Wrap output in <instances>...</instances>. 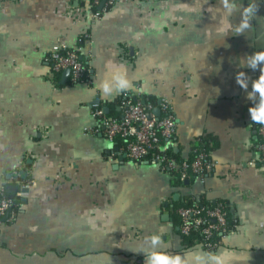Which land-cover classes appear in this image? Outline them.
Masks as SVG:
<instances>
[{
  "label": "crops",
  "instance_id": "1",
  "mask_svg": "<svg viewBox=\"0 0 264 264\" xmlns=\"http://www.w3.org/2000/svg\"><path fill=\"white\" fill-rule=\"evenodd\" d=\"M253 2L250 27L225 34L221 0H118L98 18L88 0H0V185L20 198L0 219V264H146L153 234L189 264L195 252L264 264V163L248 110L258 96H247L259 68L246 58L264 49V0ZM240 19L235 10L229 17ZM60 42L80 46L88 82L71 83L65 70L53 76L45 56ZM119 65L131 96L171 99L178 156L206 144L217 163L202 179L175 186L106 138L90 104L120 113L124 90L97 87ZM242 70L247 89L237 83ZM188 196L224 200L236 220L214 250L180 233L177 208Z\"/></svg>",
  "mask_w": 264,
  "mask_h": 264
},
{
  "label": "built area",
  "instance_id": "2",
  "mask_svg": "<svg viewBox=\"0 0 264 264\" xmlns=\"http://www.w3.org/2000/svg\"><path fill=\"white\" fill-rule=\"evenodd\" d=\"M117 1L88 0V3L93 17L98 18ZM79 47L60 42L49 49L45 61L49 64L53 76L68 70L71 83L89 81L88 63L84 60ZM118 105L119 115L109 116L96 100L90 104L91 114L106 138L113 143L120 142L118 146L125 150L130 160L156 164L167 173L179 170L181 180L186 179L188 175L202 179L205 173L217 163L209 160L206 150L198 145H193L189 158L178 160L173 156L177 119L172 101L167 95L160 96L158 103L155 104L148 100L142 102L124 90L120 93ZM156 107L159 109L158 114L154 112ZM256 130L259 138L260 160L264 163V123H259ZM12 206L13 201L7 196L5 187L1 184L0 218L7 210L11 214ZM177 214L181 235L188 236L191 231L200 230L203 238L197 245L206 250H213L216 246L215 242L211 241L214 232L221 234L226 231L228 211L221 202L206 209L189 205L179 206ZM204 214L209 218V222ZM231 219L236 222L233 217Z\"/></svg>",
  "mask_w": 264,
  "mask_h": 264
},
{
  "label": "clouds",
  "instance_id": "3",
  "mask_svg": "<svg viewBox=\"0 0 264 264\" xmlns=\"http://www.w3.org/2000/svg\"><path fill=\"white\" fill-rule=\"evenodd\" d=\"M221 4L226 13L221 17L220 31L228 33L231 29L232 33L240 34L244 33L246 29L250 27L249 21L255 15L257 8L253 0H249L247 5L243 4V0H221ZM240 11L241 19L239 23L231 24L229 17L233 11ZM247 66L253 70L259 68V75L252 80V90L247 93L249 99L253 100L254 97L258 96V102L253 103L249 106V112L251 120L259 123H264V49L259 51H253L251 54L246 56ZM244 60V59H243ZM244 64H242V68ZM237 83L247 89L248 87V75L242 70L237 73ZM130 81L125 74L124 67L122 65L114 66L111 69V76H105L97 84V87L104 94H111L113 88L117 90H124L129 88ZM149 239L152 248L146 251V264H189L188 257H182L179 253L171 254L163 251L157 247L161 240V236L153 234ZM194 259V264H224V258L220 255L215 254H204L200 252L190 253Z\"/></svg>",
  "mask_w": 264,
  "mask_h": 264
},
{
  "label": "trees",
  "instance_id": "4",
  "mask_svg": "<svg viewBox=\"0 0 264 264\" xmlns=\"http://www.w3.org/2000/svg\"><path fill=\"white\" fill-rule=\"evenodd\" d=\"M95 9L96 8H94V10ZM87 75L88 76L90 75L89 66H88ZM201 142H203V141H201ZM201 142L198 143V146H201L202 148L206 149V144L205 143H201ZM119 144H120V142L117 143V145H119ZM172 154L178 160L182 159L180 156H178V153L174 149L172 150ZM169 175L172 177L171 178L172 179L171 183L173 185H175V186L185 183L186 180L190 177V175H188L186 179L181 180L180 176H179V170H173V171L169 172ZM5 189H6V186H5ZM5 192H6V190H5ZM7 196H8V194H7ZM11 200L13 201L12 211H15V212L18 211L17 209L19 208L18 204L20 203V198L16 197V196H12ZM219 202H221L222 204L225 205L224 200H217L215 202H212V201H209V200H204L203 198L202 199H198V198H195L193 196H188V197L184 198L183 201L179 202V205L180 206H184V205L188 206L189 205V206H194V207H202V208L206 209V208L214 207ZM225 208L228 211L226 231L222 232L221 234L218 233V232H214L213 235L211 236V241L215 242L216 246L221 242L222 236L224 234L228 233L230 230H232L234 228L235 224H236V222H233V220L231 219L232 216L230 215L228 207L226 205H225ZM203 212H204V210H203ZM10 215H12V213ZM204 216H206V214H204ZM206 220H207V222L210 221L207 216H206ZM183 238H184V241H185V243L187 245L192 246V245L197 244L203 238V235L200 232V230H193V231H191L190 235L183 236ZM216 246H215V248H216Z\"/></svg>",
  "mask_w": 264,
  "mask_h": 264
},
{
  "label": "water",
  "instance_id": "5",
  "mask_svg": "<svg viewBox=\"0 0 264 264\" xmlns=\"http://www.w3.org/2000/svg\"><path fill=\"white\" fill-rule=\"evenodd\" d=\"M65 71H66V73H68V70H65ZM144 101H145V99H142V102H144ZM104 109H106V108H104ZM154 112H155L156 114L159 113V109H158V107H156V108L154 109ZM14 189H15L14 186H8V188H7V190H8L9 192L14 191ZM8 214H9V210L6 211V213L4 214L3 219H5V218L7 217Z\"/></svg>",
  "mask_w": 264,
  "mask_h": 264
}]
</instances>
